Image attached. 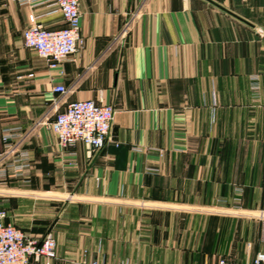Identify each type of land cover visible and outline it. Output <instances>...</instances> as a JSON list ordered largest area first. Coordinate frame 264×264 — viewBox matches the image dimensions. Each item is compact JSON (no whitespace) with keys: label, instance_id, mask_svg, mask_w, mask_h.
I'll return each mask as SVG.
<instances>
[{"label":"crops","instance_id":"obj_1","mask_svg":"<svg viewBox=\"0 0 264 264\" xmlns=\"http://www.w3.org/2000/svg\"><path fill=\"white\" fill-rule=\"evenodd\" d=\"M50 10L0 0L5 223L52 234V264L264 253V0H80L83 44L54 68L23 41L32 13L65 26ZM86 100L116 110L93 154L62 147L47 126Z\"/></svg>","mask_w":264,"mask_h":264},{"label":"built area","instance_id":"obj_2","mask_svg":"<svg viewBox=\"0 0 264 264\" xmlns=\"http://www.w3.org/2000/svg\"><path fill=\"white\" fill-rule=\"evenodd\" d=\"M20 6L31 9L45 6L50 13H60L65 26L49 29L40 22V16L30 14V26L23 34L24 46L35 50L46 59L51 67H56L74 56L83 44L80 34V0H11ZM55 92L62 95L68 90L58 85ZM116 110L114 106L97 103L93 100L76 101L67 104L66 109L58 113L47 126L56 135L62 147L76 143L85 144L93 154L101 150L109 141ZM22 158H26L23 155ZM6 213L0 212V264H32L43 260L52 264L57 257L56 241L52 234L41 239L27 236L13 224L5 223ZM258 218L262 221V243L264 244V210ZM89 264H98L92 261ZM218 264H264V253L258 252L253 261L233 262L221 258Z\"/></svg>","mask_w":264,"mask_h":264},{"label":"rangeland","instance_id":"obj_3","mask_svg":"<svg viewBox=\"0 0 264 264\" xmlns=\"http://www.w3.org/2000/svg\"><path fill=\"white\" fill-rule=\"evenodd\" d=\"M256 218H258V214H256L255 216ZM259 219V218H258ZM260 220V219H259ZM262 223V222H261ZM261 223H260V226H259V235H258V238H257V243L259 244V246L261 248H264V244L262 243V226H261ZM54 237V236H53ZM55 239V238H54ZM263 250V249H262ZM260 252H263V251H260ZM257 255V254H256ZM255 255V256H256ZM241 263V262H240Z\"/></svg>","mask_w":264,"mask_h":264}]
</instances>
